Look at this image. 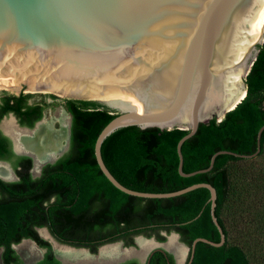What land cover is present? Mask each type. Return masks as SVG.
Returning a JSON list of instances; mask_svg holds the SVG:
<instances>
[{
    "label": "water",
    "instance_id": "1",
    "mask_svg": "<svg viewBox=\"0 0 264 264\" xmlns=\"http://www.w3.org/2000/svg\"><path fill=\"white\" fill-rule=\"evenodd\" d=\"M262 28L264 0H0V92L41 90L45 103L61 96L78 105L112 109L113 117L95 137L93 155L101 173L123 193L168 198L206 188L210 218L219 239L195 237L189 246L178 240L186 248L183 264H189L196 242L217 247L224 241L214 215V187L198 182L167 192L130 189L108 171L100 144L111 131L127 125L185 129L175 146L177 173L182 177L210 170L217 154L257 155L264 124L256 132L252 153L217 150L206 167L190 172L181 168L180 147L198 123L212 118L219 121L241 100L244 78L263 41L262 36L256 42ZM65 127L67 140L68 122ZM0 129L9 137L15 154L30 156L36 163L31 151L17 149L13 138ZM21 129L29 132L33 127ZM0 163L8 171L0 178L15 180L10 165L4 160ZM162 233L165 239L169 233L178 239L174 231ZM137 236L155 242L146 255L164 249L176 264L173 253L162 244L165 240L139 234L133 237L135 245Z\"/></svg>",
    "mask_w": 264,
    "mask_h": 264
},
{
    "label": "trees",
    "instance_id": "2",
    "mask_svg": "<svg viewBox=\"0 0 264 264\" xmlns=\"http://www.w3.org/2000/svg\"><path fill=\"white\" fill-rule=\"evenodd\" d=\"M244 83L245 95L232 109L219 121L212 118L207 123H198L194 134L182 142L183 172L206 167L217 150L241 154L255 150L256 132L264 124V37ZM27 97L28 94L4 93L0 97V118L11 113L20 124L32 126L41 117L43 105L28 104ZM65 108L70 116L69 150L54 163L42 166L36 176L29 172L30 157L15 155L9 139L0 131V160L9 161L17 176L10 181L0 178L2 264L18 263L11 244L22 239L45 249L31 264H87L60 261L49 242L38 234V227L46 228L57 242L83 247L90 253L114 241L133 246V237L139 234L162 242L165 240L162 232L170 231L176 232L178 240L187 246L195 237L218 241L206 188L197 187L168 198L123 193L101 173L93 155L95 137L113 117V110L99 105H78L71 99H65ZM186 131L175 127L168 130L156 126L118 127L102 140L100 155L113 177L130 189L167 192L198 182L212 185L216 194L214 215L224 241L217 247L196 242L189 264H250L242 247L229 240L224 217L229 193L236 189L229 165L242 158L217 154L210 170L182 177L177 173L175 146ZM259 143L257 155L264 150V128ZM117 264H174V261L170 253L153 249L143 263L130 258Z\"/></svg>",
    "mask_w": 264,
    "mask_h": 264
},
{
    "label": "rangeland",
    "instance_id": "3",
    "mask_svg": "<svg viewBox=\"0 0 264 264\" xmlns=\"http://www.w3.org/2000/svg\"><path fill=\"white\" fill-rule=\"evenodd\" d=\"M4 93L11 95L28 94L29 101L33 99L36 101H40V103H42L43 105L42 119L44 118V120H48L52 116L57 117V115L61 112L63 105L61 101L63 97L61 96L56 97L58 98L57 100L47 99L45 103L41 90L34 92L9 90L5 92H0V97L4 95ZM62 112L64 113L67 119L65 112ZM10 116L12 117V115L2 116L0 120V128H2V123L4 129L10 135L15 136V132H13V130L11 131L12 134L10 132V130L13 128L9 129L6 124L7 122H12V127L15 126L18 129V127L14 123L13 118H9ZM55 121L58 122L57 119ZM229 168L233 178L232 182H234V186L236 187L234 191L231 190L229 193V202L227 204V211L225 212L224 216L229 232V240L238 243L242 247L249 259L250 264H264V150L260 154L255 155L254 157L242 158L235 161L234 163H231L229 165ZM30 174L32 176H36L39 174V171L35 168H32L30 170ZM231 189H233V187ZM46 232L47 235H45L46 238L44 239L49 242L51 249V243L54 244V250H56L57 246L65 245L57 242L48 233L47 230ZM176 241L179 244L178 239ZM115 242H120L118 243V246L121 249L118 247V253L113 254L112 256H101L99 253L101 250L100 248L99 252L96 255L78 258L63 257L66 259H71L72 261L63 259L61 260L65 263L115 264L125 259L135 258L137 261L140 262L143 260L144 256L149 250L148 248L155 244V242L149 243L147 247H143L140 245L142 249H147V251L138 254L139 248L137 247V245L134 244L133 246H124L121 241H114L109 243ZM165 246L169 248L167 242L165 243ZM12 248L18 257L17 264L33 263L42 256L45 250L44 248L37 246L33 241L29 239H22L18 243L13 244ZM122 248L127 249L122 250ZM178 263L180 264V262ZM0 264H2L1 258Z\"/></svg>",
    "mask_w": 264,
    "mask_h": 264
},
{
    "label": "bare ground",
    "instance_id": "4",
    "mask_svg": "<svg viewBox=\"0 0 264 264\" xmlns=\"http://www.w3.org/2000/svg\"><path fill=\"white\" fill-rule=\"evenodd\" d=\"M263 32H264V28H262V31H261L256 42H260V39L263 36ZM18 90H19V88L16 91H18ZM30 92H34V91H30ZM244 95H245V91L243 90L241 95L238 97V100L242 99L244 97ZM9 118H12V117H9ZM56 119L60 123V126H59V128L54 129L52 127V124ZM65 119H66V117H65L64 113L62 112L57 117H51L50 119L44 120V122H41L39 124H38V122H39L38 121L35 124V126L33 127V129L38 124L37 127L34 130L32 129L33 131L31 130L32 134H33V136H31V137L27 136L26 134H24V133H22L16 129H13V132H15V134L17 135V138L21 141L20 145L22 147L29 148V149L33 148L34 151L37 153L36 154L33 150H29L37 158L36 165L43 162L45 159H47L49 157H53L58 152H60L61 143L66 138ZM6 124H7V127H9V129L12 128V125H11L12 122H7ZM3 130L6 133H8L5 129H3ZM21 130H23V129H21ZM31 131H29V132H31ZM10 136L13 138L15 146H16L15 138L12 135H10ZM16 148H17V146H16ZM58 149H59V151L56 153V151ZM0 175H2L3 177H6L8 175V171L6 169V166L3 164H0ZM41 228H39V230H40L39 233L45 237V235H47V232H45L46 230L43 227H41ZM176 240H177L176 235L174 233H169L166 236V240L163 243V245L166 249H168L169 251H171L173 253L175 260H176V264H179L178 262H180V264H183V258L185 256V249L186 248L181 243L178 244ZM135 242H136L137 247L139 248L138 254H141L142 252L147 250V249L146 250L142 249L141 246L147 247V245L149 243H152L154 241L150 238L145 239L141 236H137V237H135ZM166 242H167V245L170 249L165 246ZM51 245H52L53 252L55 253V255L57 257H59L60 259H63V260H68V261H72V260L66 259L63 257H69V258L88 257V256L96 255L99 252L100 248H101V250L99 252L100 255L109 257V256H112L113 254H117L118 253L117 248L119 247L117 243L116 244L115 243H107V244H103V245L99 246L96 253H90L86 249L74 248V247L65 246V245L57 246L56 250H54V244L51 243ZM123 249H127V248H122V250ZM101 259H105V258H101Z\"/></svg>",
    "mask_w": 264,
    "mask_h": 264
},
{
    "label": "flooded vegetation",
    "instance_id": "5",
    "mask_svg": "<svg viewBox=\"0 0 264 264\" xmlns=\"http://www.w3.org/2000/svg\"><path fill=\"white\" fill-rule=\"evenodd\" d=\"M17 95H19V94H17ZM43 96V95H42ZM57 100L58 98H56V97H54V98H50V100ZM65 99L66 98H63L61 101H62V103H63V105H62V109H61V112L58 114V115H60L61 113H62V111H64L65 112V114H69L68 112H67V110H66V108H65ZM27 103L28 104H31V103H36V104H40V105H42V103H40V101H36V100H31V101H29V98L27 97ZM57 115V116H58ZM52 117H56V116H52ZM2 118V117H1ZM1 118H0V120H1ZM14 118H15V116H14ZM39 121V122H38ZM38 122V124L39 123H41V122H44V118L42 119V114H41V117L38 119V120H35L34 122H33V124H32V126H30V127H28L26 124H20L19 122H17V119L15 118V124H17V127H18V129L15 127V126H13L12 128L13 129H16V130H18V131H20V132H22V133H24V134H26L27 136H29V137H31V136H33V134H32V131L37 127V125H36V127L31 131V132H25V131H23V130H21V127H26V128H31V127H34L35 126V124ZM67 122H68V130H69V137H68V139L66 140V138L62 141V143H61V150H60V152H58L59 151V149L56 151V155H55V158L53 159V160H47V161H44V162H41V163H39V164H37L36 165V163H33V159L30 157V156H28V157H30V159H31V166H30V168H29V172H30V170L32 169V168H35V169H37L39 172H40V170H41V168H42V166H44L45 164H52V163H54L59 157H61V156H63L68 150H69V145H70V140H69V138H70V116H69V118H67V119H65V126H66V124H67ZM1 126H2V129H4V127H3V124L1 123ZM59 126H60V123L59 122H57V121H55L53 124H52V127L54 128V129H57V128H59ZM11 129V128H10ZM12 129V130H13ZM12 130H10V132L12 131ZM0 131H1V129H0ZM2 133V132H1ZM3 134V133H2ZM11 134H12V132H11ZM4 135V134H3ZM6 136V135H5ZM7 137V136H6ZM13 137L15 138V140H16V146H17V148L18 149H25V150H33L34 151V149L33 148H31V149H29V148H25V147H22L21 145H20V143H21V141L17 138V135L15 134V136L13 135ZM8 139H9V137H7ZM9 141H10V139H9ZM10 146H11V142H10ZM11 150H12V148H11ZM12 152H13V150H12ZM35 152V151H34ZM14 153V152H13ZM36 153V152H35ZM15 154V153H14ZM37 154V153H36ZM55 154V153H54ZM15 155H20V154H15ZM53 155V154H52ZM25 156H27V155H25ZM4 161H6V160H4ZM9 165H10V167H11V170L14 172V170H13V168H12V166H11V163L9 162V161H6ZM0 164H2V163H0ZM4 165V164H3ZM15 174V173H14ZM17 177V176H16ZM39 228H41V227H38L37 228V231L39 232L40 230H39ZM42 229V228H41ZM46 232V231H45ZM166 240V239H165ZM160 250H164V249H160ZM165 251V250H164ZM167 253H170V252H168V251H166ZM171 254V253H170ZM148 255V254H147ZM147 255H146V257H147ZM150 255V254H149ZM171 256H172V254H171ZM172 258H173V256H172ZM130 259V258H129ZM126 260V259H125ZM145 260H146V258H145ZM122 261H124V260H122ZM122 261H120V262H122ZM173 261H174V258H173ZM139 262V261H138ZM119 263V262H118ZM140 263V262H139ZM102 264H107V263H102ZM115 264H117V263H115ZM174 264H175V262H174Z\"/></svg>",
    "mask_w": 264,
    "mask_h": 264
}]
</instances>
